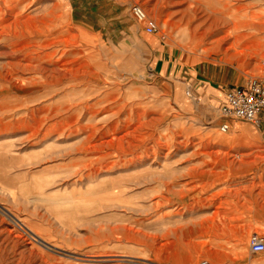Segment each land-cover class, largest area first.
<instances>
[{"label": "rangeland", "instance_id": "rangeland-1", "mask_svg": "<svg viewBox=\"0 0 264 264\" xmlns=\"http://www.w3.org/2000/svg\"><path fill=\"white\" fill-rule=\"evenodd\" d=\"M194 1L0 0V20L47 34L44 41L63 36L89 68L79 84L18 92L0 28V105L16 108L0 112V264H264L250 244L264 238L257 126L224 120L195 90L190 97L185 87L180 99L184 77L158 69L172 52L243 84L260 77L264 49L223 34L198 46L205 28L197 19L209 10ZM133 5L157 21L158 35L145 33Z\"/></svg>", "mask_w": 264, "mask_h": 264}, {"label": "bare ground", "instance_id": "bare-ground-1", "mask_svg": "<svg viewBox=\"0 0 264 264\" xmlns=\"http://www.w3.org/2000/svg\"><path fill=\"white\" fill-rule=\"evenodd\" d=\"M197 1L200 5H204L209 10V13L207 14L206 12V15H204V10L206 11V9L201 10V15L203 16L197 19L201 22L200 26L202 25V28H205V31L203 32L198 31V37L200 38L199 42L197 43L198 46L204 42L205 38L212 37L214 35L215 37H218L219 34H223L228 38L234 37L238 46L250 48L256 51V53H258L257 51L264 49V8L259 5L258 2L252 0H229L226 3H223V0H218L216 4H213L210 0ZM193 2L195 3L194 0ZM38 16L39 15H37V17ZM20 25V22H17L15 24H8V21L6 22V19L1 16V31L3 35L7 37L11 54L16 60V63L12 66L19 71L16 74L11 75L12 80L19 86L17 88L18 92L20 90H23L26 94L33 95L36 93V91H41L42 88L40 89V87L43 85L46 86L48 90H53L59 86H63L64 81H67L66 83H69L71 85L74 83L79 84L83 76L85 77L87 74H89L87 72L89 68L84 65L82 58L80 57V53L75 52L72 49H70L71 51L67 50L69 47H73V44H71L69 41L61 40L63 39V36L57 38L59 42L57 41V39L53 40L52 37V39L44 41L43 38L47 34L44 35L43 33L39 32L36 33L25 31L20 28ZM39 26H41V24ZM45 33H47L46 30ZM223 40L224 39H222V41ZM57 44H62V46H64L63 48L65 49H62L60 47L61 49L55 50L53 53H50L49 50ZM27 72L33 73L34 77H24V74ZM104 103V100L98 101L97 104L89 106L88 109L91 110L95 106L98 107L100 105H103ZM15 109V107L8 106L6 102L1 103L0 105V112H8V110L9 112H11ZM76 109L78 110V108ZM69 110H71V106H66L65 111L67 112ZM42 111L44 112L45 109H39V112ZM56 111L60 112L59 109H56ZM245 131L253 134V129H245ZM229 142L230 138L221 137L218 135L215 137L216 144L225 146L229 145ZM90 167L91 166H89V168ZM99 173H101L99 172V170H95L94 175L90 176V179H98ZM102 183L103 182H101L100 184ZM197 225V223H194L193 226ZM194 230L195 229L193 227L190 228V232L192 233L190 234V238L188 239L194 240L195 243L197 238L194 236ZM41 241L44 242V240L42 239Z\"/></svg>", "mask_w": 264, "mask_h": 264}, {"label": "built area", "instance_id": "built-area-1", "mask_svg": "<svg viewBox=\"0 0 264 264\" xmlns=\"http://www.w3.org/2000/svg\"><path fill=\"white\" fill-rule=\"evenodd\" d=\"M133 18L143 25L148 35H158L159 24L140 5L130 8ZM264 115V62L261 75L250 79L245 86L233 88L226 94V104L221 108V117L226 121L237 120L248 124H258ZM223 134L231 130L229 123L221 127ZM251 250L254 254L264 253V238L255 234L251 237ZM208 264V263H205Z\"/></svg>", "mask_w": 264, "mask_h": 264}, {"label": "crops", "instance_id": "crops-1", "mask_svg": "<svg viewBox=\"0 0 264 264\" xmlns=\"http://www.w3.org/2000/svg\"><path fill=\"white\" fill-rule=\"evenodd\" d=\"M146 33V32H145ZM148 35V34H147ZM154 36V35H149ZM163 57L159 60V67L162 76L168 78H176L177 76L184 77L187 84L182 82L177 84V88H179L180 99H183V93L185 87L187 88V94L189 93L190 97H192V90L199 95V98L196 99L201 103V98L204 96L206 99L205 103H201L204 106L210 107H218L221 109L226 104V94L229 90L233 88H238L245 86L247 81L243 82V84L239 83L237 79L234 77H230L227 74L215 75L216 71L211 73L207 66L200 65L193 69V67H189L188 65L184 64L182 61L177 59V56H173V53H168L167 55L165 52ZM165 55V56H164ZM219 70V68H216ZM186 98H184L185 100ZM195 100V101H196ZM258 134L262 136L264 140V115L260 117V122L256 124Z\"/></svg>", "mask_w": 264, "mask_h": 264}]
</instances>
